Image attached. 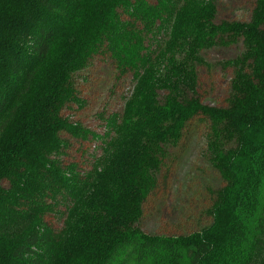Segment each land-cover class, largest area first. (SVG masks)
<instances>
[{
	"label": "trees",
	"instance_id": "trees-1",
	"mask_svg": "<svg viewBox=\"0 0 264 264\" xmlns=\"http://www.w3.org/2000/svg\"><path fill=\"white\" fill-rule=\"evenodd\" d=\"M217 2L0 0V264H264V0L248 21ZM238 44L226 104H203V54ZM100 62L118 109L98 133L64 112ZM199 131L217 186L186 185L180 210L199 226L142 231ZM89 138V168L63 164Z\"/></svg>",
	"mask_w": 264,
	"mask_h": 264
},
{
	"label": "rangeland",
	"instance_id": "rangeland-1",
	"mask_svg": "<svg viewBox=\"0 0 264 264\" xmlns=\"http://www.w3.org/2000/svg\"><path fill=\"white\" fill-rule=\"evenodd\" d=\"M253 3L254 0H218L216 19L219 21L222 19L248 21ZM239 48V44L215 46L203 54L205 64L198 66V85L196 88V95L203 104L211 106L226 104L230 72L222 67L221 62L234 57ZM113 83L114 79L108 65L102 64V62L93 64L92 70L87 72L86 79L82 83V96L88 101L87 106L76 113L77 115L75 114V107L71 112L65 111L64 113L71 115L75 120L82 121L92 131L99 133L102 121L100 114L106 117L118 109L117 100L110 94V91H114V89L109 88ZM163 93V91H159V97H162ZM134 97L135 90L132 95V98ZM199 133L200 131L194 134L182 153L176 169L173 170L170 188L163 202L156 204V206L154 204L149 209V214L143 215L139 224L142 231L147 233H183L199 226L200 217L190 220L183 217L180 212L183 201L184 203L187 201V199L184 200L185 196L182 193L186 185L194 183L201 189L205 185L217 186L216 176L201 162L200 151L204 141L202 134L199 135ZM69 143V148L60 156L63 164L76 162L78 169L81 172L85 171L89 168L92 157L98 155L99 141H92L89 138L86 141L78 140L77 142V140L70 139ZM54 217L48 216V220L51 221L54 228L59 229L61 218ZM185 225H187L186 228Z\"/></svg>",
	"mask_w": 264,
	"mask_h": 264
}]
</instances>
